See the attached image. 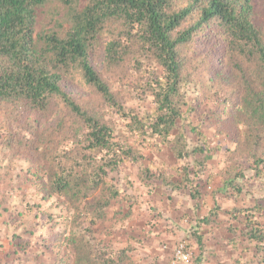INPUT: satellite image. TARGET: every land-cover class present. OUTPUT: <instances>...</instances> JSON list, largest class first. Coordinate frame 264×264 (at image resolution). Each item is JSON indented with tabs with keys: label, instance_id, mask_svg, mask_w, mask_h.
Masks as SVG:
<instances>
[{
	"label": "trees",
	"instance_id": "trees-1",
	"mask_svg": "<svg viewBox=\"0 0 264 264\" xmlns=\"http://www.w3.org/2000/svg\"><path fill=\"white\" fill-rule=\"evenodd\" d=\"M51 2L66 8L68 28L39 33ZM98 50L101 69L93 63ZM75 81L90 95L72 93ZM192 88L218 105L200 111L187 97ZM136 99L145 105L128 104ZM217 110L226 115L223 133L237 140L224 191L254 196L264 184V26L255 22L254 0H0V146L9 159L21 156L45 197L73 214L79 231L68 238L75 257L66 263L133 264L130 247L114 248L92 228L130 199L119 185L125 166L173 190L183 184L198 203L195 181L216 149L202 128ZM165 148L185 162L182 184L144 164L146 151ZM263 207L256 199L232 212L260 264ZM218 215L215 207L199 223ZM13 238L14 251L29 248L27 238Z\"/></svg>",
	"mask_w": 264,
	"mask_h": 264
},
{
	"label": "rangeland",
	"instance_id": "rangeland-1",
	"mask_svg": "<svg viewBox=\"0 0 264 264\" xmlns=\"http://www.w3.org/2000/svg\"><path fill=\"white\" fill-rule=\"evenodd\" d=\"M254 6L255 22L263 27L264 0H254ZM65 15L66 8L61 3L46 4L40 12L38 32L64 31L68 28ZM103 56L102 50L93 56L98 69L103 67ZM68 89L80 97L90 95L79 81L70 82ZM187 97L198 102L200 111L214 109L219 103L213 97L204 98L193 88ZM128 104L136 107L145 102L136 99L129 100ZM216 113L219 117L215 122L202 128L216 149L195 181L200 192L198 203L177 173L185 162L174 157L169 148L146 151L144 164L151 167V172L181 183L178 190L160 185V181L140 179L134 165L124 167L128 179L120 178L119 185L126 194H131L130 199L114 203L107 217L92 228L99 239L112 247H130L133 264H260L259 255L245 237L242 218L234 217L232 212L234 208L254 206L256 199L264 204V184L257 182L253 187L254 196L238 197L224 191L226 155L237 146V140L226 137L222 130L226 115L220 110ZM47 122L43 119L42 124ZM0 202L3 204L0 206V263L68 264L65 261L74 260L75 252L68 238L79 230L73 227V214L57 197L46 198L28 163L21 156L9 159L1 146ZM215 207L219 215L214 222L200 224V217ZM195 232L203 236L202 245L197 243ZM15 234L30 240L27 250L14 251ZM180 249L182 252L178 254Z\"/></svg>",
	"mask_w": 264,
	"mask_h": 264
},
{
	"label": "built area",
	"instance_id": "built-area-1",
	"mask_svg": "<svg viewBox=\"0 0 264 264\" xmlns=\"http://www.w3.org/2000/svg\"><path fill=\"white\" fill-rule=\"evenodd\" d=\"M181 252H182V250L180 249V250H178V254H181Z\"/></svg>",
	"mask_w": 264,
	"mask_h": 264
}]
</instances>
